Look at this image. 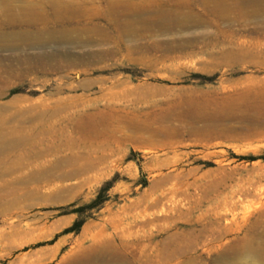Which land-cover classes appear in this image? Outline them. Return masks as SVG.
Here are the masks:
<instances>
[{"label":"rangeland","instance_id":"374dc122","mask_svg":"<svg viewBox=\"0 0 264 264\" xmlns=\"http://www.w3.org/2000/svg\"><path fill=\"white\" fill-rule=\"evenodd\" d=\"M0 38V107L45 115L44 177L8 154L0 185L39 193L0 205V264H264L263 0H0Z\"/></svg>","mask_w":264,"mask_h":264},{"label":"bare ground","instance_id":"6f19581e","mask_svg":"<svg viewBox=\"0 0 264 264\" xmlns=\"http://www.w3.org/2000/svg\"><path fill=\"white\" fill-rule=\"evenodd\" d=\"M264 1V0H263ZM181 2V1H180ZM255 2V1H254ZM8 3V2H7ZM105 3V2H104ZM112 3V2H111ZM78 4V3H77ZM82 4V3H81ZM74 5V4H73ZM72 5V6H73ZM76 5V4H75ZM71 6V4H70ZM68 5V7H70ZM99 6V5H98ZM101 6V5H100ZM119 6V5H118ZM116 6V7H118ZM133 6V5H132ZM66 7V5H65ZM67 7V8H68ZM77 7V6H75ZM82 7V6H81ZM104 7V6H103ZM125 7V6H124ZM61 8V7H59ZM92 8V7H90ZM100 8V7H99ZM123 8V7H122ZM108 9V7H107ZM116 9V8H115ZM114 9V10H115ZM126 9H127V4H126ZM98 10V8H97ZM113 10V9H112ZM148 10V9H147ZM160 10V9H159ZM101 10H99L100 12ZM122 11V10H121ZM162 11V10H161ZM166 11V10H165ZM171 12V11H170ZM182 12V11H181ZM180 12V13H181ZM249 12V11H248ZM167 13V11H166ZM162 14L158 19H157V22L158 24L160 25H163L164 28L166 30H171L173 29L174 27H183L184 26V23L183 19L185 18H182V15L181 17H178L177 15H174V14ZM176 13V12H175ZM254 13V12H253ZM256 13V12H255ZM101 14V13H99ZM128 14V13H127ZM245 14V13H244ZM114 15V13L112 14ZM111 15V12L110 11H107V12H103L102 13V17L103 20L106 21V23H110V24H113L116 28H118L120 31V35L121 36H124V38L127 36H133L136 35V33H140V31H136L134 28H131V22L129 21H120L119 22V19L116 17V19H114ZM116 15V14H115ZM114 15V16H115ZM126 15V14H125ZM133 15V14H132ZM249 15V14H248ZM192 16V15H191ZM253 16V15H252ZM256 16V15H255ZM250 17V16H249ZM125 18V17H124ZM131 19V18H130ZM146 19V18H145ZM196 19V18H195ZM102 20V21H103ZM149 20V19H148ZM259 20V19H258ZM104 21V22H105ZM140 21V20H139ZM156 22V23H157ZM136 23V22H135ZM139 23V22H138ZM144 23V22H143ZM155 23V24H156ZM154 24V25H155ZM153 25V23H152ZM135 27V26H133ZM146 27V26H145ZM156 27V26H155ZM245 27V26H244ZM137 28V27H136ZM79 29H83L82 28H79ZM142 29V28H141ZM156 29V28H155ZM85 32L87 31V29L85 28L84 29ZM93 30V29H92ZM151 30V29H150ZM162 30V29H161ZM62 32V30H60ZM65 31V30H63ZM89 31V30H88ZM95 31V30H94ZM93 31V32H94ZM100 31V30H99ZM165 31V30H164ZM76 32V31H75ZM155 32V31H154ZM174 32V31H173ZM2 33V32H1ZM5 33V32H4ZM59 33V32H58ZM81 33V32H80ZM89 34V32H87ZM165 33V32H164ZM208 33V32H207ZM66 34V33H65ZM78 34V33H77ZM82 34V33H81ZM171 34V33H170ZM5 35L7 36V34L5 33ZM68 35V34H67ZM71 35V34H69ZM94 35V34H93ZM96 35V34H95ZM140 35V34H139ZM173 35V34H172ZM58 36V35H57ZM72 36V35H71ZM83 36V35H82ZM171 36V35H170ZM76 37V36H75ZM79 37V36H77ZM92 37V36H90ZM89 37V38H90ZM142 37V36H141ZM175 37V36H174ZM178 37V36H176ZM2 38V37H1ZM0 38V39H1ZM61 38H62V34H61ZM132 38V37H131ZM52 39V38H51ZM64 39V38H63ZM67 39V37H66ZM65 39V40H66ZM77 39V38H76ZM88 39V37L86 38ZM91 39V38H90ZM70 40V39H69ZM92 40V39H91ZM105 40V39H104ZM90 41V40H89ZM74 42V41H73ZM85 42V41H84ZM93 43V42H92ZM160 43V42H159ZM164 43V42H163ZM159 44L157 46V49H161V50H164L165 52H174V51H182L184 48H185V41H172V42H167V43H164V44ZM189 43V42H188ZM154 44H155V41H154ZM192 44V43H191ZM6 45V44H4ZM153 45V44H152ZM190 45V44H189ZM8 46V45H7ZM116 47V46H115ZM126 48V47H125ZM192 48H194L192 46ZM155 48H153L154 50ZM155 51V50H154ZM162 51V52H164ZM157 53V52H156ZM166 54V53H165ZM143 57H141L142 59ZM144 59V58H143ZM149 59V57H148ZM60 62V60H58ZM64 61V59H63ZM63 63V62H62ZM64 64V63H63ZM8 65V64H7ZM6 65V66H7ZM8 67V66H7ZM7 73V71L5 72ZM11 73V72H10ZM20 73V71H19ZM13 74V73H12ZM17 74V73H16ZM22 74V73H21ZM8 75H11L8 73ZM15 75V74H14ZM5 76V75H4ZM13 76V75H12ZM0 78H1V75H0ZM10 78V77H9ZM14 78V77H13ZM7 79V78H6ZM5 82V81H4ZM8 84V83H7ZM3 89V88H2ZM4 95V92H0V98H2V96ZM10 107L8 105H4L3 104V107H0V181L2 179V177H4L5 175H8L9 173L12 172V163H10V157H9V153L11 150L13 149H17V148H24L26 149V155L25 158L24 156H19L15 159L14 163L15 165L17 166V168L19 169L20 167L22 168V165H29V158H32L34 159L36 162V167H34V169L31 171V173L29 174V176L20 181V182H27L28 180H31L32 182H36V181H40L42 179V177H44L42 175V167H40V164H37L38 160L41 159L42 157V149H41V140L39 139V136L42 134V129H41V126L39 123H35V122H39L43 116H45L40 110V107L37 106V105H31L29 106L28 108H25V109H15L13 111H9L7 112V108ZM4 109H6L4 111ZM51 112V111H50ZM48 113L49 115L50 114H53V113ZM54 116V115H53ZM11 120H15V122L17 123L16 125L14 126H8L7 124H9L8 122L11 121ZM21 123V124H20ZM26 126H23V127H20L19 125H24ZM96 123V122H95ZM93 123L91 122L90 123V126L88 127L90 130L91 128L90 127H93ZM132 125V124H130ZM8 127V132L6 131V128ZM20 127V128H19ZM134 127V126H133ZM131 126V128H133ZM140 127V126H139ZM138 127V128H139ZM142 127V126H141ZM145 127V126H144ZM87 128V129H88ZM129 128V127H128ZM130 128V130H131ZM136 128V127H135ZM133 128V129H135ZM25 129V130H24ZM94 129V128H93ZM132 129V130H133ZM144 129V128H143ZM90 130L88 131V133L90 132ZM131 130V131H132ZM148 130V128L146 129ZM152 130V129H150ZM138 131V130H137ZM140 131V130H139ZM138 131V133H139ZM143 131V130H142ZM145 131V129H144ZM134 132V130L132 131V133ZM136 132V130H135ZM135 135H140L138 133H135ZM150 132V131H149ZM152 132V131H151ZM158 134V133H157ZM148 135H150L148 133ZM147 133L145 136H148ZM154 135V134H153ZM143 136V137H145ZM141 137V136H139ZM149 137V136H148ZM136 138V137H135ZM147 138V137H146ZM150 139V138H149ZM148 141V140H147ZM52 168V167H51ZM53 168H55L53 166ZM52 168V170H53ZM56 169V168H55ZM52 170H51V174H52ZM54 171V170H53ZM50 172V171H49ZM48 172V173H49ZM57 172V171H55ZM54 172V173H55ZM46 173V172H45ZM47 173V174H48ZM53 173V174H54ZM46 175V174H45ZM63 175V174H62ZM56 176V175H55ZM48 177V175L46 176ZM64 177V176H63ZM8 184L5 185L2 184L0 185V205H4L6 206V208H4L5 211H7V209L11 206H14L15 204H19L20 201L22 200H25V199H28V197H31V194L33 195H36L39 193V188L37 187H34V188H31V189H27L25 192L23 191L22 192H18V191H13V190H10V191H7L5 190L6 189V186ZM26 201V200H25ZM23 202V201H22ZM2 209V208H1ZM3 210V211H4ZM12 210V209H11ZM13 212V211H11ZM4 213V212H3ZM10 216V214H7ZM12 215V213H11ZM121 223V222H120ZM112 224V223H111ZM122 234V233H121ZM110 238V237H109ZM106 244L107 246H110L111 244L113 245L114 243H111L110 241H106ZM253 249V248H251ZM163 256V255H162ZM114 260V259H113ZM116 260V259H115ZM77 263V262H76ZM115 263H117L115 261ZM165 263V262H164Z\"/></svg>","mask_w":264,"mask_h":264},{"label":"trees","instance_id":"16d2710c","mask_svg":"<svg viewBox=\"0 0 264 264\" xmlns=\"http://www.w3.org/2000/svg\"><path fill=\"white\" fill-rule=\"evenodd\" d=\"M78 227H79V223H74V226H72L71 228H69L67 231L76 232L78 230Z\"/></svg>","mask_w":264,"mask_h":264}]
</instances>
